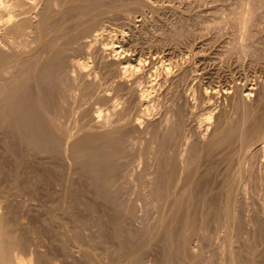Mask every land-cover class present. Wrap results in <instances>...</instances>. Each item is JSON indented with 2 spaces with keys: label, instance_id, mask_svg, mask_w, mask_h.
<instances>
[{
  "label": "bare ground",
  "instance_id": "bare-ground-1",
  "mask_svg": "<svg viewBox=\"0 0 264 264\" xmlns=\"http://www.w3.org/2000/svg\"><path fill=\"white\" fill-rule=\"evenodd\" d=\"M38 1L39 0H0V148L1 146L4 147L0 152V264H31L33 261L36 262L35 264H59L58 260H60V258L68 259V257L75 254L72 250L75 248L72 247L77 246L74 244V246L70 247V238L81 245L90 244L96 250L98 247L101 248L100 246H102V244L105 245L104 242L108 244V238H111V236L114 238V242L116 240L117 243L111 249L108 248L106 251L107 254H104L105 258L109 257L115 264H123L129 255L145 247V239L148 238L146 237L148 233L145 236L142 231L139 233L135 230V227L133 229L131 227V225L135 223L133 219H135L137 215V210L140 209H138V207H141L137 206L141 196L144 197V195L148 193L150 194L149 196H151L148 198L153 199L154 197V199L157 198L158 200L159 198H166V196L170 198V194H172L173 197L175 191L172 189H179V187H182V185L179 186V184H184L186 181L188 182V179L190 181L192 176L197 174V168L204 157L207 156V158H210L214 154L222 153V151L226 152V155H224L225 159L229 160V162L232 161V165L234 163V156H238L237 154L240 155L238 160H243L245 163L240 164L235 171H233V167L236 166V163L233 167L231 166L233 172H231L232 174L230 175H226L227 173L222 174L228 176L221 182L222 185L220 187L224 191V194H226L224 195L226 196V199L224 198L226 202L225 200L223 201L225 202L224 213H226L224 214V219L226 218V227H232L236 229L235 231H238V228L241 229L238 226H243V221L238 218L236 211L238 206H241L240 201L244 199L242 198L243 195L247 193H250L251 197L259 196L263 201L259 206H262V209H264V85H262L261 82L258 86L251 85L250 87L247 86L248 83H246V85L243 82L244 85H242V93H240V95H238L239 93L233 95L234 86H231L232 88L225 91L228 98H238V100H235L238 101V105L236 108L234 107L236 116L232 119L222 120V125L219 123L221 126L216 124L219 127L217 128L215 126V128L219 130L216 129L217 131H215L211 138L209 137L210 139L207 138V140L204 141L201 138L203 141L199 140L200 144L195 142L194 145L190 146V156L188 155V159L185 157L187 161L184 159L185 164H188V167L186 166L188 169L186 177L184 175L186 180L180 183L178 181L180 180V178L178 179L179 168H182L183 165V158L181 157L182 152L179 150V147L184 142L183 129L185 124L183 112L179 110H177L179 111L177 115L179 119L177 118V121H174L175 123L173 125L170 123V127L167 126L169 123L167 124L168 121L164 117L159 119L158 123L148 126L151 128V131H149L152 136L160 139L157 143L158 147L156 151H154L153 147L155 146H152L153 143L151 142V144L147 143L145 149L143 148L144 151H140L143 152L142 154L147 158L154 154L158 162V167L156 166L158 170L155 168V170H157L156 177L153 179L152 177H148L150 170L147 171V165L145 166L146 168L144 167L145 169L143 171L136 174L135 164L137 163H135V160L137 161V159L136 152L133 148L137 144V139H139L137 134L139 133L141 136L144 133L143 127H145L144 124L146 120L150 119L152 114H154L152 104L154 99L152 97V92L156 89L158 84L157 86L152 84L151 80V84H144L145 82L143 83V79H141V72L144 69L143 62L139 61L136 63L133 61L129 53L131 50L129 51L128 48H125V45L121 44L118 40L101 41L104 34L103 32H106L105 30L101 33H93V31H96L95 29L93 30L86 26L82 27V25L87 23L86 18H78L75 21L77 24L74 23V25H76L75 27L78 28V26H80L82 28L78 31L75 28L76 31L73 32V30L72 33L70 32L71 30H68V27H64V21L67 20H64L63 17L62 20L53 18V15L51 16L50 14H47L46 17L42 15L44 18H38L39 15L36 17L37 15H34V10H37L35 8L39 6ZM48 2H50V0H48ZM97 2L100 1L97 0ZM93 4L96 3L89 0L79 4L77 6L78 11L80 10L79 13H81V15L89 13L90 7L94 6ZM75 6L76 5H74V7ZM43 11L45 15L47 12L45 13L46 10ZM244 12L245 10L243 14H245ZM247 12H249V10ZM240 13L241 12L238 14ZM248 16H250V14ZM235 19H238L237 21L239 22L240 33H242V35L239 34L240 36H243L246 32L250 33L249 30L252 17H239ZM100 31L102 30L100 29ZM248 33L246 34L248 35ZM243 50H245V48H243ZM154 63H151L153 67L155 66ZM169 69L171 68L166 67L165 69L168 74L171 72ZM149 72L156 74V71L151 67ZM205 92L207 96L211 93L210 90ZM213 92L216 94V91ZM253 96L255 97L254 99H252ZM122 100L126 101V105H122ZM232 100L234 101V99ZM230 115L229 113L227 116ZM224 118L227 117L223 116V119ZM165 123L168 128L165 129L166 132L164 133L165 130L162 132V129H164L163 126ZM186 143L188 145L187 141ZM219 150L221 151L219 152ZM9 158L14 159L13 163L12 161L9 162ZM222 158L224 159V157ZM219 159L221 158L219 157ZM240 160L238 162H240ZM229 162L227 161L226 166H228ZM211 164L209 168H207L208 179L209 177L211 178L212 174H215V172H219L217 169V167H219V162L217 167ZM139 165L140 164H138V166ZM226 166L225 168L228 169ZM138 168L139 167H137V169ZM72 172H74L73 177L71 176ZM146 172H148L147 175ZM133 178L137 180L135 191L131 189ZM202 179L204 180L206 177H202L201 180ZM204 181L208 180L206 179ZM190 188L192 189V187ZM201 188L203 187H200L199 190L197 189L196 196L198 192H201ZM145 190L147 192H145ZM180 190H178V192ZM192 193L195 192L190 191V193L188 192L187 194L191 195ZM204 194L205 193L200 196L203 197ZM200 196L198 198L201 199ZM188 197L185 196V200L183 201L186 202ZM198 198L196 199L198 200ZM206 198L202 199V202L199 204H205V202L208 201ZM143 199H145V197ZM217 199L213 198L211 202L209 201L211 203L210 213L213 215L216 214L218 209L217 204L220 203ZM153 200L150 201L149 199V203L153 204ZM166 201L167 200H165V203ZM162 202H164V199L161 203ZM223 202L221 203L223 204ZM161 203H159V205H161ZM190 203L191 202H189V205H191ZM192 203L195 204L194 201H192ZM148 204H146V206ZM178 204H180V201ZM178 204L177 207L179 206ZM181 205L183 208V203H181ZM171 206L174 207L173 205ZM142 207L141 210L144 209H142ZM197 207L199 208V206ZM245 207L244 205L243 209H245ZM200 208L202 207L200 206ZM259 213L258 211V215ZM211 214L209 216L208 213L207 216L211 217ZM191 216L194 217L197 215ZM191 216H188L190 219L187 217L184 218L183 223L185 228L189 226L194 230L193 225L194 223L196 224L197 219L194 221V218L191 219ZM179 217L176 218L178 219ZM259 217H257L256 220L254 219V223L256 222L255 224L258 225H256L257 227H259V223L262 221L258 219ZM181 219L183 221V218ZM140 220L144 222V219ZM131 221L133 223H131ZM168 221L169 219L166 222ZM176 221L179 222L178 220ZM147 222L150 223V221ZM219 222L220 221H218V223ZM148 223L145 222L143 224L144 227ZM135 224L137 227V223ZM174 224L175 223H173L172 228L175 229V227L178 226H174ZM263 224L264 223H262V225ZM150 226L149 229H151ZM165 226H167V224H165ZM164 229L168 232L166 227ZM165 230L164 232L166 233ZM244 230H246V228ZM244 230L241 232V235L242 233L245 235L246 232L244 233ZM35 232L38 234L36 238L42 236V239L40 238L42 242L43 237L49 240L48 244L50 242V246L48 245V253L39 252L40 249H42L41 247L39 251H37V242L35 243L32 241V236ZM223 232H225V230ZM155 233L153 232V234ZM159 234L158 237L161 236L162 232ZM173 234L174 238L175 235L179 238L181 232L179 233L180 235L178 234L179 236L174 232ZM239 234L238 232V235ZM171 235L165 234L163 237L171 240L173 236ZM188 235L191 237L190 233ZM225 235L227 234H224V237ZM241 235L239 237H241ZM153 236L154 235H151V237ZM259 236L257 233L253 234L252 239L254 238V247H252L253 243L251 242V246L246 247L245 253L243 252L246 259L244 256L242 257L247 263L242 262V264H253L251 257H253L256 252L255 244H259ZM187 237L189 238V236ZM33 238L36 240L34 236ZM205 238L208 239L209 237ZM158 239L155 241L158 242ZM204 241L205 239L203 236V242ZM31 242L32 244L30 247H32L33 243L37 247V252L34 251L35 253H33L35 254V258L32 256V253L31 257L29 256L30 258L21 254V252L29 247ZM166 242L168 245V240ZM174 242L175 240L173 243ZM205 242L207 245L210 244L208 243L210 241ZM185 243L187 244V242ZM232 243L233 242H231L230 245ZM39 244H41L40 241L38 242V245ZM175 245L179 246L180 244ZM178 246H174V249L177 248V251ZM185 246L186 245H183L184 250ZM225 246H227V248L229 247L228 244ZM36 247H34V249ZM103 247L106 248L108 245ZM102 248L100 250L105 253ZM77 250H80V253H82V256H79L82 258H79L80 260L85 261V263L86 261L89 263V260L92 261L91 252L87 248L85 249L81 246L78 247ZM148 250L149 249L146 251L147 253ZM165 250L168 249L165 248ZM234 250L235 249H233V251ZM28 251L30 252L29 248ZM224 251L226 250L224 249ZM171 252L173 253V255H171L173 257L175 252L173 249ZM179 252H176V255L178 253V257ZM187 252L188 251H186V253ZM224 253H222L220 257L223 256V259H226L223 255ZM236 253L233 255L237 257L238 254L236 255ZM141 254H145V251L144 253L141 252ZM200 254L198 256H200ZM140 255L139 257H132L135 264H146V260L144 259L146 255ZM167 255L168 254H166V256ZM240 255L239 258L241 257ZM171 256L170 258H172ZM187 256L191 258V256L194 255L187 254ZM229 256H232V253L229 254ZM163 257L162 261L164 262L166 258ZM170 258L168 260H171ZM227 258L230 264L231 260L229 259H231V257L227 256ZM236 259L238 258H235V262ZM179 260L180 257L177 261ZM216 260L218 261L220 259L217 257V259L215 258V261ZM171 261H174V259ZM221 261L223 264L224 261L221 259L219 262ZM205 262H208V260ZM212 262L213 261H211V264ZM240 262L241 261H239V264ZM171 264L173 263L171 262ZM175 264L183 263L180 261Z\"/></svg>",
  "mask_w": 264,
  "mask_h": 264
},
{
  "label": "rangeland",
  "instance_id": "rangeland-1",
  "mask_svg": "<svg viewBox=\"0 0 264 264\" xmlns=\"http://www.w3.org/2000/svg\"><path fill=\"white\" fill-rule=\"evenodd\" d=\"M41 1L42 0L38 1L39 6L37 5L38 7L35 8L38 11L34 10V12H35L34 15L35 16L37 15L36 17H38V15H39L38 18L42 17V15L44 17H46L47 14H50L51 16L53 15L52 17L57 18L58 20H62V17H63L64 20H67V21H64L65 22L64 27H68V30H71L70 32H72L73 30H74L73 32H75L76 30L78 31L83 26L84 27L86 26V27L93 29V30L95 29L96 31L92 30L93 33H96V32L101 33V32H103V30H105L106 32H103L104 34L102 36L103 38H101V41L102 40L103 41L104 40L105 41L118 40L121 44L125 45V48H128L129 51L131 50L129 53H130V57L133 61H135L136 63H138L139 61L143 62V68L145 69V70L143 69L141 72V75H142L141 79H143V83L144 82H145L144 84L150 83V80H151L152 84H155L156 86L158 84L157 87L155 86L158 91L156 89H154L152 92V95H153L152 97L154 99L153 100L154 102L152 103L153 109H154V112H153L154 114H152L150 119L146 120V123L144 124L146 128L143 127L144 133L143 134L140 133V134H142L141 136L139 135V133L137 134L139 136L138 137L139 139H137V144L133 148L134 151L136 152L137 161L142 162V163L141 162L139 163L135 160V163H137V164H135L136 165L135 166L136 174H139L141 171H143L147 167L148 170L147 169L146 170L147 171L150 170L149 172L153 174L152 175L149 173L150 176L148 175V177H150V178L152 177V179H153L157 175L156 172L158 169L156 168V166L158 165V162L155 159L154 154L150 155L147 158L142 154L143 152H141L143 150V148L145 149L147 143L151 144V142L153 143L152 146L153 145L155 146V147H153L154 151H156V149L158 147L157 143L160 140V139H157L158 137L152 136V134L150 133L151 128L148 126L151 124L158 123L159 119L164 117L168 121L167 124L169 123L167 126L170 127L171 124L173 125L177 121V118L179 117V116L177 117V115L179 114V111H182L183 112V118H185V120L184 119L183 120L185 121V124L187 126L184 124V129H183L184 130L183 131L184 132L183 133L184 134L183 135V139H184L183 144L184 145L181 144L179 147V150L182 152L181 157L183 158V163H182L183 165L181 164L182 168L181 167L179 168V173H178V179L180 178L181 181L178 179L177 180L179 181V183L186 180L185 177H186L187 170H188L187 169L188 164L187 163L185 164L184 161L186 160V158L187 159L189 158L188 155L190 156V151H189L190 146L194 145L195 142H198V144H200L199 140L201 141L203 139L205 141V140H207V138L210 139L212 137V135L215 133V131L219 130L217 128L222 125V122L224 120L230 119V118L232 119L233 117L236 116L235 115L236 111L234 109L238 105L237 104L238 101H235V100H238V98H233V97L231 99L228 98L226 96L225 91H228L230 88H232L234 86V89H233L234 94L233 93L232 94L236 95L239 93L238 95H240V93H242L241 90L243 87L242 85H244V83L245 84L248 83V85L246 84L248 87H250L251 85L252 86H256V85L258 86L260 82L262 85H264V79H263L264 78V3H263L264 0H105V1L104 0H98L102 3L97 2V0H89V1H94L96 4H93L94 6L90 7V9H89L90 12L87 11V12H89V13H86L88 15H86V14L81 15V13H79L80 10L78 11V7H77L79 4H81L85 1H88V0H79V1H77V0H50L51 4H50V2H48V0H43L42 2ZM245 2H246V4H245ZM46 3H48V4H46ZM74 5H76V6L74 7ZM47 7L49 10L47 9ZM76 7H77V9H76ZM42 9L46 10L45 13L46 12L47 13L45 15H44V13H43L44 11ZM244 10H245V12H244L245 14L250 12L249 14L252 17V20H251L252 23H250V25H251L250 30L251 31L249 30L250 33L246 32V33H248V35L245 33L243 36H240V35H242V33H240L241 30L239 28L240 27L239 22L237 21L238 19H235V18H239V17L240 18L241 17L251 18L250 16H248L249 14H246L247 17L245 14H243ZM248 10H249V12H247ZM36 12H37V14H36ZM236 12H237V14H236ZM239 12H241V13L238 14ZM251 13L255 14V15H252ZM94 15H95V17H94ZM89 16L90 17L92 16V17L90 18ZM44 17H42V18H44ZM78 18H86L87 23L82 25V27H80V26H78V28L75 27L77 25L75 23V21ZM88 20H89V22H88ZM254 21H255V23H254ZM74 23L76 25H74ZM67 24H69V25H67ZM75 28H76V30H75ZM100 29L102 31H100ZM116 38H118V39H116ZM236 43H238V44H236ZM243 48H245V50H243ZM151 63H154L155 68L153 67V64H151ZM150 67L156 71V74L149 72ZM166 67L171 68V69H169V70H171V72L169 74L165 70ZM151 74H153V75H151ZM143 83H142V85H143ZM235 86H236V88H235ZM239 87H241V88H239ZM208 90H210L211 93L207 96L205 91H208ZM213 91H216V94H214ZM185 92H186V94H185ZM173 94H175V95H173ZM179 97H181V98H179ZM186 97H188V98H186ZM254 98L255 97L253 96L252 99H254ZM232 99H234V101ZM124 102H125V104H124ZM206 102H207V104H206ZM122 105L123 106L126 105L125 100L124 101L122 100ZM182 107H183V109H182ZM186 109H188V110H186ZM164 110H165V112H164ZM177 110H179V111H177ZM184 111H187V112H184ZM184 113H186V114H184ZM191 113H194V114H191ZM229 113L231 114L230 115L231 117L227 116ZM232 115H234V116H232ZM168 116H169V118H168ZM210 116H212V117H210ZM213 116H214V118H213ZM223 116H225L227 118L223 119ZM169 119L170 120L172 119V120L170 121ZM191 121H194V122H191ZM219 123H221V125ZM216 124L219 126H217ZM167 126L165 123V125L163 126L164 129H162V132L168 128ZM215 126L217 128H215ZM165 132H166V130L164 131V133ZM188 136H190V137H188ZM186 141L188 142V145H187ZM192 142H194V143H192ZM2 145H4V144H2ZM3 148L4 147L1 146L0 152ZM220 151L221 150H219V152ZM225 153H226L225 151H222V153L214 154L213 156H211L213 158L215 157L214 159L211 157L207 158V156L204 157L203 161L199 164V166L197 168V170H198L197 174L195 176H192L190 181L188 179V182L186 181L187 183L185 182L184 184L183 183L179 184V186L182 185V187L178 186L179 189L178 188L172 189L173 191H175L174 192L175 194L178 192V190H180V189L181 190L179 191L180 193L178 192L176 195L173 193V197H172V194H170V196L172 197V198L170 197L171 199L169 198V196H166V198L165 197L159 198V200L157 198H155V199H157V200H155L153 197V199H154L153 200L152 198H148V197H151V196H149L150 194H148V193H146L144 195L145 199H143L144 197L141 196L140 200L138 201L137 206L142 207V205H143L142 209L143 208L144 209L141 210V207H138V209L139 208L140 209L137 210V215L135 216V219H133L135 221V223H137V227H136V224L133 223L132 221H131V223H133L132 225H135V226L131 225V227H132V229L135 227V230L138 231L139 233H140V231H142L143 235H145V236L148 233V236H146L148 238L145 237L146 238L145 240L147 243L145 242V247L142 250L134 252L133 254L129 255L128 258L125 260V262H123V264L124 263L125 264H135V261H133V258L139 257L141 252L144 253V251H145V254H141V255L142 256L146 255L145 256L146 258L144 257V259L146 260L145 261L146 264H147V262H148V264H157L160 261L161 262L159 264H165V263L169 264V262H170V264H171V262L173 264H175L176 262L179 263L180 261L183 264H189V263L190 264H195V263L199 264L200 262H201L200 264H206V263L211 264V261H213L212 264H214V263L215 264H219V263L222 264V261L221 262H219V261L221 259L224 261L225 258L223 259V256L220 257L221 254L224 252L226 254L224 253L223 255H224V257H226V259L224 261L225 263L223 262V264H229V261H227L228 260L227 256L231 257V259H229V260H231L230 264H232V263L234 264L235 258H238V259H236L235 264H239V261H241L240 264H242V262L247 263L245 260L246 258H245L244 253L246 251V247L251 246V243H253L252 247H254L253 246L254 245V242H253L254 238L252 239L254 233H257L258 236L260 235L259 236L260 239H258L259 244L255 242L256 243L255 244L256 252L253 255V257H251V259L253 261V264H259V263L264 264V224L262 225V223H264L263 222L264 221V209H262V206H259L263 203L262 199L259 196L251 197L250 196L251 194L247 193L246 195H243L242 198H244V199L241 198L242 199V201H240L241 206L240 207L238 206L237 211H236L238 218L242 219V221H243V222L241 221L243 226L242 225L238 226L241 229H239L237 227L238 231H235L236 230L235 228L230 227L231 228L230 229L229 227L228 228L226 227V220H225L226 218L224 219V217H225L224 214L226 213V212L224 213L225 202H226V200H225L226 196H224V195H226V194H224V191L220 188L222 185L221 182L224 181L228 177L226 175L232 174L231 172L235 171V169H237L240 164L244 163V161L239 159L240 162H238L239 161L238 158L240 155L237 154L238 156H236V157L234 156V160H233L234 163L232 165V161L229 162V160L225 159V156H224V155H226ZM183 154H184V157H183ZM219 157L221 159H223L222 157H224L225 161H224V159L223 160L219 159ZM9 160H10L9 162L12 161V163H13L14 159L9 158ZM206 160H209V161H206ZM218 160H220V161H218ZM227 161L229 162L228 163L229 167L226 166ZM241 161H243V162H241ZM218 162H219V164H218ZM225 162H226V164H225ZM235 163H236V166H234ZM138 164H140V165L138 166ZM210 164L211 165L214 164L216 167L219 165V167H217L219 172L218 173L215 172V174H212L213 177L211 176V178L209 177V179H208L207 178V168H209ZM223 165H224V167H223ZM225 166L228 169H226ZM231 166L232 167L234 166L233 167L234 170ZM137 167H139L138 169L140 171L137 169ZM183 167H185V168H183ZM155 168L157 170H155ZM222 171H224V172H222ZM73 173L74 172L71 173L72 177H73ZM147 173L148 172H146V175H147ZM222 174H226V175L224 176ZM184 175H185V177H184ZM181 176L183 179L181 178ZM202 177L203 178L206 177V179L208 181H204L206 179L201 180ZM134 179L135 178H133V181H135V182L132 181V184H131L132 188L131 189L135 191L136 190L135 186H136L137 180L136 179L134 180ZM134 183H135V185H134ZM202 184H204V185H202ZM183 185H184V187H183ZM194 185H195V188H194ZM199 185H200V187H203V188H201V192L200 193L198 192L197 196H196L195 195L196 191H197V189L199 190V188H200V187L198 188ZM207 185H208V188H207ZM190 187H192V189ZM146 190H147V188H146ZM146 190H145V192L148 191V190L147 191ZM183 191H184V193H183ZM190 191L195 192V193H192L191 195L187 194L188 192L190 193ZM203 193H205V194L203 195V197H201L200 195ZM192 195H195L196 197L192 196ZM198 195L201 197V199L198 198L199 197ZM185 196H187V197L189 196L188 197L189 199L188 198L186 199V202L188 201L186 205H185L186 202L183 201V200H185ZM246 196H247V198H246ZM191 198H194V199H191ZM196 198H198V200ZM205 198L208 201L205 202V204L204 203L202 205L199 204L200 202H202L201 200L205 199ZM213 198H216V199L218 198L217 200H219V202H220L217 204L218 209H217V212L215 215L210 213L211 212V205H210L211 203L210 202ZM147 199H148V201H147ZM149 199H150V201L153 200V204L149 203L150 202ZM163 199H164V202L161 203V201H163ZM165 200H167L166 203H165ZM191 200L194 201L195 204L192 203ZM224 200H225V202H223ZM256 200H257V202H256ZM179 201H180V204H178ZM173 202H174V204H173ZM189 202H191L190 203L191 205H189ZM221 202H223V204ZM159 203H161V205H159ZM181 203H183V208H182ZM247 203H249V204H247ZM146 204H148L149 206L148 205L146 206ZM177 204L179 205L178 207H177ZM171 205H173L174 207H172ZM180 205H181V207H180ZM223 205H224V207H223ZM244 205L246 206L245 209H243ZM197 206H199V208ZM200 206L202 208H200ZM195 208H197V209H195ZM209 208H210V210H209ZM260 208H261L262 212H261ZM172 209H174V210H172ZM178 209H179V211H178ZM159 210H160V212H159ZM258 211L260 212L259 215H258ZM208 213H209V216H210V214L212 216L211 217L207 216ZM162 214H163V216H162ZM191 215H197V216L192 217ZM182 216H184V217H182ZM188 216H191V219L194 218V221H195V219H197L196 224L198 221L197 225L195 223L193 225L194 230H192V228H190L189 226H187V228H185V226H184V223H183L184 218L187 217L188 219H190V217H188ZM159 217H161V218H159ZM176 217H179V218L177 219ZM257 217H259L258 219L260 221L262 220L261 223H259L261 225V226L259 225V227H257L258 225L255 224L256 222L254 223V219L256 220ZM139 218L144 219L143 220L144 222H142ZM167 218L169 219L168 222H166L168 220ZM173 218L178 220L179 222H177ZM181 218H183V221ZM145 220L150 221V223H148ZM218 221H220V222L218 223ZM145 222L148 223L147 224L148 226L145 225L146 228L143 225ZM244 222L246 223V225ZM173 223H175L174 226L177 225L178 227H175V229L172 228ZM223 223H224V225H223ZM150 224H151V226H150ZM165 224H167V226H165ZM149 226L151 227V229H149ZM182 226H184V227H182ZM107 227H108V225H107ZM165 227H166V229H168V232L164 229ZM188 227H189V229H188ZM244 227L246 228V230H244L245 229ZM157 228H159V229H157ZM186 229H187V231H186ZM258 229H259V232H258ZM109 230H111V229H109ZM156 230L158 233L156 232ZM164 230L166 231V233L164 232ZM189 230H190V232H189ZM224 230L227 233L223 232ZM243 230H244V233L246 232L245 235H243V233L241 235V232H243ZM144 231H145V234H144ZM260 231H261V233H260ZM153 232L154 233L156 232V233L153 234ZM161 232L163 235L161 234V236L158 237V234ZM173 232L177 235L181 232V235L179 234L180 237L178 238L175 235V238H174ZM238 232L240 233L239 235H238ZM189 233L191 234V237L194 236V237H192V241H191L190 235H188ZM192 233H194V234H192ZM36 234H37L36 232L33 234V236L35 238H36V236H38V234L37 235ZM165 234H167V235L172 234L173 235V236L171 235L172 236L171 240L165 237L166 241L168 240V245H167V242L165 241V238L163 237V236H165ZM204 234H206V235H204ZM224 234H227V235H225L226 238L224 237ZM228 234H229V236H228ZM232 234H234V235H232ZM236 234L238 237L236 236ZM151 235H154V236L151 237ZM240 235H241V237H239ZM33 236H32V239H33L32 241L35 243L37 242L36 246H38V249L34 245V243H33L32 247H30L32 244V242H31L29 247H28L30 252L28 251V248H27L26 249L27 251L24 250L26 252L23 251L24 253L21 252V254L25 257L30 258L31 253H32V256L35 258V254H33V253L39 251L40 247L42 249H40L39 252L48 253L49 252L48 248L50 246L49 245L50 242L48 244L49 240L46 237H43V242H42V240H41L42 236H40L41 239L36 238V240H34ZM187 236H189V238ZM203 236H204L205 241H207V242L210 241V242H208L210 244L207 245V243L205 241L203 242ZM205 237H209V238L207 239ZM249 237H250V240L252 239L251 241L249 240ZM229 238H230V240H229ZM240 238L243 240H241ZM70 239H69L70 240L69 242L71 244L70 247L74 246V244H75V246H77V247H72V248H75V249H72L75 254L68 257V259L60 258V260H58L59 264H86V263L87 264H94V263H96V264H98V263L99 264H113L114 263L115 264V262H113V260H111L109 257L105 258V255H104V254H107L106 251L108 250V248L111 249L117 243L116 240L114 242V238L112 236H111V238H108V242H107L108 244H106V242H104L105 245L102 244V246H100L102 248L103 246L108 245V247L102 248V249H104L105 253H103L100 250L101 248L98 247V249L100 250L99 254H98L99 250L96 249L97 250L96 251L93 248V246H91L90 244L81 245V244H78L75 240L73 241L72 238H70ZM156 239H158L157 240L158 242L155 241ZM176 239H177V241H176ZM44 240H45V242H44ZM174 240H175V242H174L175 244L181 245V249H180V245L178 246V245H175L173 243ZM189 240H190V242H189ZM39 241L41 244L38 245ZM161 241H162V243H161ZM225 241H226V244H228V246H229L228 248H227V246H225L226 245ZM185 242H187V244ZM231 242H233L234 244L232 243L230 245ZM156 243H157V246H156ZM165 243H166V246H165ZM44 245H46V246H44ZM149 245H150V247H149ZM183 245H186L185 250L183 248ZM195 245H196V247H195ZM81 246L84 247L85 249L87 248L91 252L92 261L89 260V263H88V261H86V263H85V261L80 260L82 258L79 256H82V253H80L81 251L80 250L78 251L77 249H78V247H81ZM169 246H170V248H169ZM174 246L175 247L178 246V251H177V248L174 249ZM231 246H232V248H231ZM34 247H36V248L34 249ZM164 247L168 250H165ZM146 248L149 249L148 253L146 252L147 251ZM36 249H37V251H36ZM172 249L175 252L173 257L171 256V255H173V253L171 252ZM179 249H180V252H179ZM186 249H188V250H186ZM224 249L226 251H224ZM233 249H235L234 251H236L238 249L236 251L237 253L234 252ZM166 251H169V252H166ZM186 251H188L189 253L188 252L186 253ZM209 251H210V253H209ZM229 251L230 252L232 251L231 252L232 256H229V254H231ZM239 251H240L241 255H240ZM139 252H140V254H139ZM176 252H179V257H180L179 261H177L179 259V257H178V253L176 255ZM182 252H183V254H182ZM200 253H202V254H200ZM235 253H236V255L238 254L237 257L235 255H233ZM166 254H168V255L166 256ZM187 254L194 255V256H191V258H190L187 256ZM199 254L201 257L198 256ZM196 255H197V257H196ZM239 255L241 256L240 258H239ZM161 256L162 257L164 256L163 258H166V260L164 259V262L162 261ZM170 256L172 258H170ZM242 256H244L245 259ZM199 257H200V259H199ZM217 257L220 260H218V261L216 260L217 261L216 262L215 258L217 259ZM169 258L171 260L174 259V261L168 260ZM176 258H177V260H176ZM204 258H205V260H204ZM232 258H233V260H232ZM184 259H185V261H184ZM209 259H210V262H209ZM243 259H244V261H243ZM207 260H208V262H205ZM237 260H239V261H237ZM35 263L36 262L33 261L31 264H35Z\"/></svg>",
  "mask_w": 264,
  "mask_h": 264
}]
</instances>
